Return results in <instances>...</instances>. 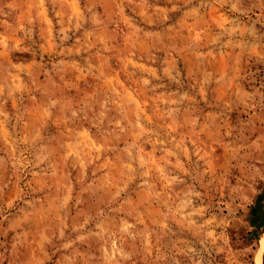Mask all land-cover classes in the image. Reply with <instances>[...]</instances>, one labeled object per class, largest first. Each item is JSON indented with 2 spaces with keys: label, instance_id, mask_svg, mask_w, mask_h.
I'll return each mask as SVG.
<instances>
[{
  "label": "clouds",
  "instance_id": "1",
  "mask_svg": "<svg viewBox=\"0 0 264 264\" xmlns=\"http://www.w3.org/2000/svg\"><path fill=\"white\" fill-rule=\"evenodd\" d=\"M228 2L234 19L225 32L242 38L246 48L229 41L217 51L212 47L216 39L207 29L193 37L198 20L189 23L191 13L177 19L156 16L147 11L144 0H89L83 12L75 14L76 21L56 0L4 5L20 9L22 19L14 25L0 19V97L11 99L16 108L10 113L6 99L0 101V130L8 146L0 148L6 152L0 155V201L5 190H12L9 185L16 192L7 203V208H16L9 214L10 222L0 220V264H46L51 257L45 250L57 244L67 248L89 239L107 244L117 236L122 243L131 237L132 251L125 256L131 259L137 238L155 236L159 244L164 237L176 236L171 245L176 248L186 234L195 237L194 245L204 246L199 250L207 251L211 264H223L225 258L227 264H244L248 249L241 247L239 234L230 241L228 228L240 221L234 213L248 199L245 185L252 188L249 181L257 175L264 179V78L246 67L249 62H264V31L256 27L264 24V0ZM177 6L182 7L180 0L173 8ZM125 9L136 15H125ZM0 16H6L2 7ZM49 16L60 18L56 23L64 34L61 39L67 38L65 16L75 28L89 23L91 30L85 29L75 50L87 52L88 63L80 68L61 60L37 84L34 70L42 67L37 56L43 60L49 48L41 44L37 50L33 36L51 30ZM149 35L156 36L151 46L164 53L161 59L174 67L172 73L165 72L166 82L153 84L151 77H141L133 97L127 89L118 91L109 60L119 57L126 63L136 42ZM25 52L28 57L14 55ZM67 67L77 68L80 75L66 79ZM88 75L96 79L90 92L79 84ZM110 78L116 83H109ZM158 88L163 91L157 93ZM22 89L31 95L23 96ZM24 100H31L32 106L16 107ZM113 104L116 115L107 120L110 131L104 138L106 150L112 145L113 158L105 163L106 171L96 165L89 175L84 165L92 160L84 149L68 148L79 146L83 127L100 128ZM68 155L75 157L74 162ZM224 200L228 216L215 211L216 201ZM7 208L0 202V216ZM91 222L97 231L85 227ZM69 228L83 234L62 243ZM221 253L225 255L216 261L214 254ZM161 258L162 254L157 256ZM193 264L201 260L194 259Z\"/></svg>",
  "mask_w": 264,
  "mask_h": 264
},
{
  "label": "rangeland",
  "instance_id": "2",
  "mask_svg": "<svg viewBox=\"0 0 264 264\" xmlns=\"http://www.w3.org/2000/svg\"><path fill=\"white\" fill-rule=\"evenodd\" d=\"M24 0H3L0 7L3 8L6 16H0V19H7L9 23L15 24L18 20L22 19L21 10L15 7H4L8 4H19L23 3ZM57 4L65 5V11L69 15H73V20L76 21L77 16L80 12H83L86 4L89 0H56ZM141 0H137L140 3ZM144 3L148 6L147 11L150 13H155L156 16H168L171 19L183 18L185 14L191 13L192 16L189 18V23H192L193 19L198 20L195 27V31L192 33L193 37L202 36V29H207L208 36L216 39V44L212 47L220 51V45H227L229 41L233 43H240L241 47H247V44L243 42V39L238 36H229L225 29L230 27V21L234 19L231 13V7L228 0H180L182 7L177 6L173 8L176 0H144ZM74 6V7H72ZM59 10V9H57ZM125 15H136L135 10L125 9ZM259 13H257V16ZM155 18V17H154ZM51 20V30L46 31L43 35H34L33 40L37 41L33 45L37 50L41 44H46L49 48V52L45 53L43 60L37 56V62L42 64L40 69L34 70V77L36 78L37 84L44 79V73L52 68L53 65L59 64L61 60L64 61L66 65H71L76 63L80 68H86L87 66V52L83 50L76 52L75 50L80 47L83 42V33L85 29L91 30V26L86 21L84 27L75 28L67 24V16L64 17L65 24L68 26L67 38L61 39L64 35L59 32L60 25L56 23V20ZM140 19V17H137ZM247 19V18H244ZM123 26V25H122ZM256 27L261 31H264V24L257 23ZM47 28V24H45ZM2 30V29H0ZM37 33L39 29L36 30ZM21 35V34H18ZM159 35V34H157ZM163 39V37H161ZM156 41V36L149 35L147 38L139 40L136 42V51L133 55L128 57V61L125 63L119 57H114L109 60V65L111 70L116 73L117 80L119 81V90L127 89L128 95L135 97L136 93L133 88L136 87V82L141 77H151L152 83L156 84L163 79L165 82L168 77L165 76V72L172 73L174 67L171 63H166L161 59L164 53L160 48H153L151 45ZM31 43L30 41H25V44ZM163 47V46H160ZM193 49L196 47V43H192ZM140 49H147L146 52L140 51ZM65 52H70L71 54L65 55ZM15 56L21 58L28 57L29 53H15ZM151 56V59L148 57ZM84 57V60H81ZM143 57V58H141ZM256 58H253L255 61ZM246 67H250L251 71L256 73L257 77L264 78V62H249ZM257 69H260L257 72ZM58 70V69H57ZM95 71V69H93ZM154 73L155 76L151 74ZM80 75V72L75 67H67L65 69V78L75 79ZM21 85L25 84V78L21 77ZM109 83H116V81L109 79ZM255 87L259 88L260 83L258 81H253ZM79 84L85 91H92L96 87V79L93 75L85 76L84 80H80ZM35 86V85H33ZM163 89H156L159 93ZM23 96H30L31 93L23 92ZM147 95L151 96L152 93L148 92ZM14 95H21V93H14ZM6 99L5 107L10 113H14L16 108L13 107V101L7 99L6 97H0V101ZM139 104V100H137ZM147 101H145V104ZM31 100H24L23 105L18 101L16 107H31ZM116 105L113 104L109 106L108 111L104 116V123L100 128L95 126H85L79 130L78 144L76 149L68 148L70 152H78L80 148L84 149L87 159L92 160L91 165H84V171L87 174H91L96 170L94 166H99V171H106L104 165L107 161L113 158L112 145L106 146L104 143V138L107 132L110 131L107 125V120L112 116L116 115ZM99 114V109H97ZM15 123V121H13ZM11 131V129H9ZM43 135V133H42ZM122 146V144H121ZM7 145L3 140V132L0 130V148L7 149ZM150 147V146H149ZM6 152H0V155H5ZM67 155V152L64 153ZM159 155V154H157ZM68 161L74 162L75 157L73 155H68ZM69 169L71 170V165L69 164ZM31 179V177H28ZM21 186L25 181L21 180ZM252 184V188H248L245 185L247 191L245 195L248 197L244 201L243 206L236 208L235 215L240 218L238 224L235 227L229 226L228 232L230 234V241L234 240L239 234L244 244L241 247L248 249L243 256L244 264H264V179H260L257 175L255 181H249ZM256 189L253 191L252 189ZM11 191L5 190L2 194V202L7 208V203L16 195L14 185H9ZM16 205L22 203V201H15ZM71 203V201H70ZM237 203H240L237 200ZM217 207L215 211L222 216L229 215L228 201L224 200L216 201ZM16 211L15 207L7 208V211L0 216V220L7 225L11 216L9 214ZM75 215V213H73ZM4 216H8L9 219H4ZM118 222V221H117ZM132 222L131 220L129 221ZM90 228L92 231H97L95 228V222H91L89 225L85 226ZM142 228L143 225L138 226ZM153 227H156L155 225ZM78 234H83V230H77L76 232L71 231V229L66 230L65 239L62 243H69L74 241ZM179 237V239L184 240V243L177 244L176 248H172V243L177 240L176 236L164 237L158 244L155 236H148L146 239L137 238L135 241V252L136 254L131 257V259H126L127 253L132 251L131 237H128L123 243L121 242L119 236L113 238L109 243L104 244L103 242L97 241L95 239H89L87 241H76L71 243L69 247L64 248L60 244H57L56 248H47L45 251L48 256L51 257L50 260L46 261V264H193L194 259H200L201 264H211L212 258L208 256L207 251L201 252L199 249L204 247L202 245L197 246L193 244L195 237L189 234ZM143 240V242H142ZM193 248V252H189L188 248ZM147 249V251H146ZM210 250V249H209ZM235 251V249H233ZM162 254L161 259H157L158 255ZM225 254H214L215 260L219 261L220 256ZM223 264H227V259L225 258Z\"/></svg>",
  "mask_w": 264,
  "mask_h": 264
}]
</instances>
